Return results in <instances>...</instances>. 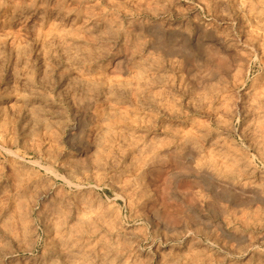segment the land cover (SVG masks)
Here are the masks:
<instances>
[{
	"label": "rangeland",
	"instance_id": "obj_1",
	"mask_svg": "<svg viewBox=\"0 0 264 264\" xmlns=\"http://www.w3.org/2000/svg\"><path fill=\"white\" fill-rule=\"evenodd\" d=\"M0 264H264V0H0Z\"/></svg>",
	"mask_w": 264,
	"mask_h": 264
},
{
	"label": "bare ground",
	"instance_id": "obj_2",
	"mask_svg": "<svg viewBox=\"0 0 264 264\" xmlns=\"http://www.w3.org/2000/svg\"><path fill=\"white\" fill-rule=\"evenodd\" d=\"M185 51V50H184ZM253 181V180H252ZM224 183V182H223Z\"/></svg>",
	"mask_w": 264,
	"mask_h": 264
}]
</instances>
